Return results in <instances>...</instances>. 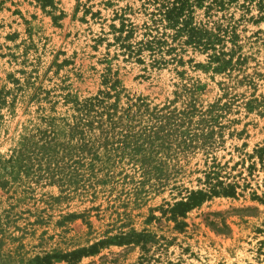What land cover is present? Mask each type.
I'll use <instances>...</instances> for the list:
<instances>
[{
  "label": "rangeland",
  "instance_id": "obj_1",
  "mask_svg": "<svg viewBox=\"0 0 264 264\" xmlns=\"http://www.w3.org/2000/svg\"><path fill=\"white\" fill-rule=\"evenodd\" d=\"M258 146L264 0H0V264H264Z\"/></svg>",
  "mask_w": 264,
  "mask_h": 264
},
{
  "label": "trees",
  "instance_id": "obj_2",
  "mask_svg": "<svg viewBox=\"0 0 264 264\" xmlns=\"http://www.w3.org/2000/svg\"><path fill=\"white\" fill-rule=\"evenodd\" d=\"M49 1V0H47ZM221 2H224L225 0H220ZM171 19V18H170ZM171 22H175V20H171ZM181 31L186 32L189 35V40L191 42L202 45L204 42L199 38L194 37L192 34H210L207 30H202L197 28L196 26L191 25L189 22H183V27L178 28ZM202 30V32H201ZM212 34V33H211ZM109 94L105 93L101 96H107ZM103 99H100L98 97H93L87 99L84 103L80 104L77 108V110H86L89 108H92L93 106L102 104ZM206 135V134H204ZM254 152L259 158V161L262 162V153L264 152V146H258ZM252 158V156H249ZM253 165V162H251L248 165V168H251ZM221 168L222 165H220L215 160L211 161V164L207 166V170L204 171V184L205 188H200L197 190H188L187 195L183 200H180L176 202L171 209L173 210V214H180L183 216L187 210L190 208L197 206L201 204L206 199L211 198L212 196H228L233 197L235 195V189L238 187V184L236 182H226L225 180H222L219 175V171L217 168ZM225 178H228L225 176Z\"/></svg>",
  "mask_w": 264,
  "mask_h": 264
}]
</instances>
